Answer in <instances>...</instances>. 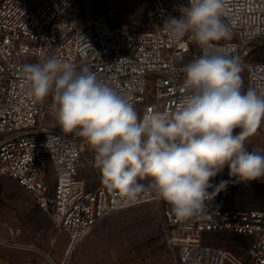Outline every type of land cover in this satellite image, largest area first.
I'll use <instances>...</instances> for the list:
<instances>
[{
	"label": "built area",
	"instance_id": "1",
	"mask_svg": "<svg viewBox=\"0 0 264 264\" xmlns=\"http://www.w3.org/2000/svg\"><path fill=\"white\" fill-rule=\"evenodd\" d=\"M148 1L153 25L131 29L111 23L112 9L88 15L81 0H0V175L26 189L58 233L74 238L105 213L152 198L161 207L173 264H244L205 243L206 232L248 237V264H264V207L240 210L217 193L201 214L181 220L155 188H144L134 202L104 183L88 189L80 172L92 164L94 153L78 134L51 124L53 104L31 94L23 67L55 57L77 71L89 67L128 99L141 119L149 110H174L182 70L202 52L190 33L174 41L163 26L169 16L179 17V6L189 0ZM222 20L232 35L220 46L239 58L246 92L264 97V60L248 59L253 42L264 37V0H226Z\"/></svg>",
	"mask_w": 264,
	"mask_h": 264
},
{
	"label": "clouds",
	"instance_id": "2",
	"mask_svg": "<svg viewBox=\"0 0 264 264\" xmlns=\"http://www.w3.org/2000/svg\"><path fill=\"white\" fill-rule=\"evenodd\" d=\"M226 0H189L164 27L174 41L191 34L202 54L183 68L181 99L172 111L149 110L141 119L133 104L101 82L89 67L77 71L55 57L23 67L31 94L53 97V115L65 133L75 132L95 152L103 183L128 201L150 177L157 195L181 220L201 214L213 192L210 180L225 167L247 184L264 179V155L247 150L264 120V97L242 92L239 58L221 41L232 31L222 16Z\"/></svg>",
	"mask_w": 264,
	"mask_h": 264
},
{
	"label": "rangeland",
	"instance_id": "3",
	"mask_svg": "<svg viewBox=\"0 0 264 264\" xmlns=\"http://www.w3.org/2000/svg\"><path fill=\"white\" fill-rule=\"evenodd\" d=\"M88 15H97L112 9L111 23L125 24L131 29H146L153 25L152 8L147 0H81ZM248 59L264 60V37L256 39ZM242 92H246L242 82ZM47 101L54 103L49 95ZM48 121L63 131L57 124L53 113ZM64 132V131H63ZM65 133V132H64ZM67 135H77L65 133ZM248 151L264 155V120L247 142ZM87 151L94 153V161L86 168L88 184L91 187L103 184L101 170L95 161V152L86 143ZM82 171V170H81ZM84 172V170H83ZM86 173V172H85ZM85 173L83 175H85ZM82 175V173H81ZM221 181H227L219 194L231 200L235 208L249 210L264 207V179L247 184L239 183L229 176L228 168L210 180L214 191ZM144 188H155L150 177L139 180ZM84 232L85 242L67 253V264H173L174 253L163 239L161 207L152 198L129 206L109 211L98 218ZM47 214L35 203L32 195L15 179L0 175V238L8 243L35 242L51 246L57 238ZM65 241L72 236L61 234ZM202 239L205 243L222 247L248 264L247 249L250 239L244 235L227 232H206Z\"/></svg>",
	"mask_w": 264,
	"mask_h": 264
},
{
	"label": "crops",
	"instance_id": "4",
	"mask_svg": "<svg viewBox=\"0 0 264 264\" xmlns=\"http://www.w3.org/2000/svg\"><path fill=\"white\" fill-rule=\"evenodd\" d=\"M86 172V173H85ZM82 173V175H81ZM85 173V175H83ZM88 171L85 169L80 172V176L86 181L87 188L93 189L88 184ZM57 238L53 241V245L45 246L35 242H4L0 238V264H67V253L74 247H78L85 242L87 232L80 233L72 238L71 242L65 241L58 233Z\"/></svg>",
	"mask_w": 264,
	"mask_h": 264
},
{
	"label": "trees",
	"instance_id": "5",
	"mask_svg": "<svg viewBox=\"0 0 264 264\" xmlns=\"http://www.w3.org/2000/svg\"><path fill=\"white\" fill-rule=\"evenodd\" d=\"M147 1V0H146ZM154 17V16H153Z\"/></svg>",
	"mask_w": 264,
	"mask_h": 264
}]
</instances>
